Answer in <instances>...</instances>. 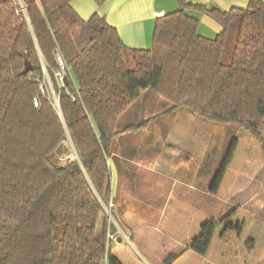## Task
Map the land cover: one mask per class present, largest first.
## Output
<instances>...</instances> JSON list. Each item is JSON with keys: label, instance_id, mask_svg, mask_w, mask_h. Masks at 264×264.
I'll use <instances>...</instances> for the list:
<instances>
[{"label": "trees", "instance_id": "16d2710c", "mask_svg": "<svg viewBox=\"0 0 264 264\" xmlns=\"http://www.w3.org/2000/svg\"><path fill=\"white\" fill-rule=\"evenodd\" d=\"M20 1L26 16L18 0L0 2V264H123L109 239L118 230L106 209L117 223L124 214L111 162L121 177L139 148L133 135L161 116L188 109L247 131L264 153V0L229 11L178 0L150 50L125 47L98 14L81 19L74 0ZM188 12L222 32L205 38ZM161 100L164 113L149 116ZM215 229L202 226L193 252L207 253Z\"/></svg>", "mask_w": 264, "mask_h": 264}, {"label": "rangeland", "instance_id": "374dc122", "mask_svg": "<svg viewBox=\"0 0 264 264\" xmlns=\"http://www.w3.org/2000/svg\"><path fill=\"white\" fill-rule=\"evenodd\" d=\"M3 1L5 0H0V2ZM18 2L21 13L26 16L24 4L20 0ZM46 85L57 108L58 97L53 91L48 76H46ZM148 94L152 95L150 91ZM145 95L146 93H143L142 98ZM142 98L139 100V112L146 109L144 107L150 102V98ZM168 106L166 101L161 100L155 111L150 115L146 112V116L162 115ZM146 131L155 136L144 142L135 162L140 165L152 164L157 169L152 180L149 174L146 175L143 172L140 178L139 176L136 178L137 185L133 189H127L135 201H138V198L144 200L153 196H165L173 183L177 182V185H174L175 196L168 216L172 213L171 211H175L176 202L180 198L183 200L195 198L197 201L194 207L195 212L182 224L181 231L184 238L195 240L200 236L202 226L211 222L216 226L211 242V256L216 257L222 254V250L228 244H241V247H235L226 254L231 256V264H264L262 145L245 130L208 121L188 109L179 110L172 118L161 116L153 124H149ZM139 139L141 142L142 139ZM136 142L138 143L137 139H135ZM72 158L70 156V159ZM231 165L234 171L230 174V180L234 177L238 179L239 175L241 179L237 184H233L231 191H226L228 197L222 199L219 197V189L226 170ZM111 166L113 168L112 162ZM132 209L137 213L139 206L133 203ZM168 216L163 222L161 221L162 224L160 223L162 229L167 225ZM183 216L188 214L183 213ZM110 223L118 230L115 241L112 243V250L117 252L119 247L117 245H121L118 239L123 238V247L131 253L138 264H146L138 256L139 252L150 264H157L159 257L162 258L167 250H179H174L178 246L172 242L171 237L167 235L168 238H166L163 231L158 234L157 239L150 241L149 245L152 248L149 251L150 254L143 253L138 247V241L131 233H124L125 236L124 229L122 231L120 228L121 224L119 227L112 218Z\"/></svg>", "mask_w": 264, "mask_h": 264}, {"label": "crops", "instance_id": "0c3cea01", "mask_svg": "<svg viewBox=\"0 0 264 264\" xmlns=\"http://www.w3.org/2000/svg\"><path fill=\"white\" fill-rule=\"evenodd\" d=\"M250 2L251 0H188V3L191 5H213L224 11H229L233 7L246 8L249 6ZM71 6L81 19L85 21L89 20L94 14H98L109 26L117 30L123 45L133 50H150L152 48L155 25L158 20L157 14L162 13L163 16H165L166 14L179 10L178 0H106L105 3L100 6L97 5L94 0H74ZM188 14L199 20V33L205 38L214 39L222 32V27L212 18L193 12H188ZM136 135L141 137L142 141H144L140 142L137 154L131 162V165L125 167V165L122 164V171L124 172H122L121 177H118L115 167L113 166V193L114 196L119 198L123 206L124 214L120 218L122 231L124 229L123 234L131 233L138 241V247L146 254H150L149 251L152 249L149 245L150 241L157 239L160 232L164 231L166 238H168L167 235L171 237L172 242H175L176 246H178V248L174 250H179H167L162 258L159 257L160 260L157 264H163L166 257L171 253L181 255L174 264H200V262H203V264H231L230 261L232 258L226 254L231 252L235 247H241V244L226 245L222 250V254L216 257L210 255L212 248V244H210L207 253L201 256L192 250V243L194 240H190L192 238L188 240L187 237H183L181 231L182 224H184V220H188L189 215L195 212L194 207L197 202L195 198H191L190 200H183L180 198L176 202L177 207L175 211H171L172 213H170L169 216L167 215L175 196L174 185H177V182L173 183L168 194L161 197L153 196L144 200L138 198V201H135V198L131 196V192H128L127 189H133V187L137 185L138 180L136 178L138 176L140 178L143 172L146 175L149 174L148 176H150L152 180L153 176L156 175L157 169L156 167L154 168L152 164L140 165L135 162L144 146V142L146 140H151L155 135L146 130L133 136ZM226 171L219 189V197L222 199L228 197L226 191H231L233 184H237L241 179L239 175L238 179L234 177L230 180V174L234 171H232V165ZM190 188H193V186H190ZM152 193L154 192L152 191ZM196 200H198L197 197ZM133 203L139 206L137 213L132 209ZM183 213H186V215L188 214V216H185L186 219ZM167 216V225L162 229L160 223L162 224ZM118 242L121 243V245H117L120 248H117V252L112 250L113 254L117 256L123 264H138L131 253L126 251L123 247V238L119 237ZM138 256L140 259L144 260L146 264H150L140 252Z\"/></svg>", "mask_w": 264, "mask_h": 264}, {"label": "built area", "instance_id": "2783aa9c", "mask_svg": "<svg viewBox=\"0 0 264 264\" xmlns=\"http://www.w3.org/2000/svg\"><path fill=\"white\" fill-rule=\"evenodd\" d=\"M156 16H157V18H161V17L163 16V14L160 13V14H157ZM60 65H61L62 69H64V65L62 64L61 60H60ZM46 76H47V75H46ZM57 77L60 79V81L63 80V76H61L60 74H57ZM36 104H37V103H36ZM57 109H58V111H60V108H59V100H58V102H57ZM112 208H113V205L111 204V205H110V209H106V212H107V215L109 216V219H110V218L113 219L112 214H111V209H112ZM109 239H110L112 242H114V241H115V235L109 233Z\"/></svg>", "mask_w": 264, "mask_h": 264}]
</instances>
